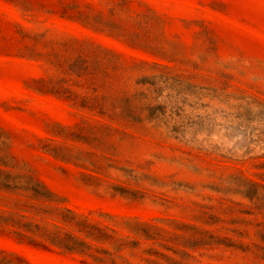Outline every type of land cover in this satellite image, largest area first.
Wrapping results in <instances>:
<instances>
[{
    "label": "rangeland",
    "instance_id": "obj_1",
    "mask_svg": "<svg viewBox=\"0 0 264 264\" xmlns=\"http://www.w3.org/2000/svg\"><path fill=\"white\" fill-rule=\"evenodd\" d=\"M0 264H264V0H0Z\"/></svg>",
    "mask_w": 264,
    "mask_h": 264
}]
</instances>
